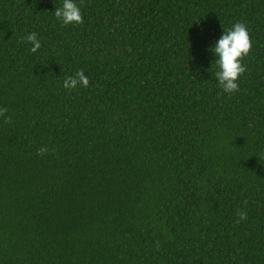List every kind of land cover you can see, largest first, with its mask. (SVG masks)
Here are the masks:
<instances>
[{
  "label": "trees",
  "instance_id": "trees-1",
  "mask_svg": "<svg viewBox=\"0 0 264 264\" xmlns=\"http://www.w3.org/2000/svg\"><path fill=\"white\" fill-rule=\"evenodd\" d=\"M60 3L0 0V264H264V0Z\"/></svg>",
  "mask_w": 264,
  "mask_h": 264
},
{
  "label": "clouds",
  "instance_id": "clouds-1",
  "mask_svg": "<svg viewBox=\"0 0 264 264\" xmlns=\"http://www.w3.org/2000/svg\"><path fill=\"white\" fill-rule=\"evenodd\" d=\"M54 15L64 25L82 23V12L78 0H61L59 7H54ZM25 39L31 44V51L35 52L41 47V39L35 32H29ZM217 67L215 78L218 86L225 94H231L238 90V76L245 71L241 60L251 48L249 31L245 24L235 22L228 29H223L218 39L209 46ZM88 77L83 70H78L73 75L64 78L62 86L65 89H74L77 86L87 87ZM3 111V109H0ZM40 152L45 151L42 147ZM243 217V213L240 214Z\"/></svg>",
  "mask_w": 264,
  "mask_h": 264
}]
</instances>
